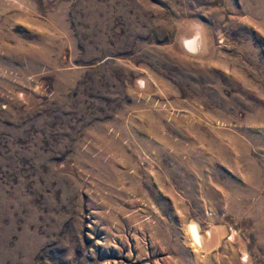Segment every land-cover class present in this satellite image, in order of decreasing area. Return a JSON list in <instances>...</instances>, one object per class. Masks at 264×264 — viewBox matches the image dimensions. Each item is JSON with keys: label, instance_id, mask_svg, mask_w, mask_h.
<instances>
[{"label": "rangeland", "instance_id": "1", "mask_svg": "<svg viewBox=\"0 0 264 264\" xmlns=\"http://www.w3.org/2000/svg\"><path fill=\"white\" fill-rule=\"evenodd\" d=\"M0 264H264V0H0Z\"/></svg>", "mask_w": 264, "mask_h": 264}, {"label": "bare ground", "instance_id": "2", "mask_svg": "<svg viewBox=\"0 0 264 264\" xmlns=\"http://www.w3.org/2000/svg\"><path fill=\"white\" fill-rule=\"evenodd\" d=\"M201 32H200V30L199 31H197L196 32V34L194 35V36H192V37H190V38H186L185 39V43H184V46L188 49V50H190L191 52H198L197 50L199 49V47H200V44H201ZM218 229V228H217ZM215 231V230H214ZM189 232H190V235H191V238H192V240H193V242H194V244L198 247V248H202V249H204V246H205V239H206V237L207 236H205L203 233H202V231H201V229H200V226L198 225V223H196V222H191L190 224H189ZM209 235H211V233L212 232H210V231H208L207 232ZM220 237H221V235H220ZM211 238H213L212 236H211ZM209 239V238H208ZM210 240V239H209ZM211 241H212V239H211ZM211 241H210V243L209 242H207L206 243V246H207V244L209 243V244H211ZM213 242V241H212ZM205 246V247H206ZM218 246V245H217ZM209 247V246H208ZM215 247V246H214ZM210 248V247H209ZM206 249V248H205ZM213 249V248H212ZM199 250V249H198ZM201 250V249H200ZM203 251H206V250H203ZM207 252H208V249H207ZM248 255V254H247ZM248 257H246V259H247Z\"/></svg>", "mask_w": 264, "mask_h": 264}]
</instances>
